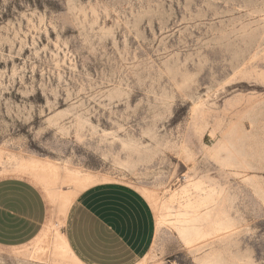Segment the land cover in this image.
I'll use <instances>...</instances> for the list:
<instances>
[{
  "label": "rangeland",
  "instance_id": "1",
  "mask_svg": "<svg viewBox=\"0 0 264 264\" xmlns=\"http://www.w3.org/2000/svg\"><path fill=\"white\" fill-rule=\"evenodd\" d=\"M9 176L48 217L0 264H86L70 214L114 190L144 213L122 264H264V0H0Z\"/></svg>",
  "mask_w": 264,
  "mask_h": 264
},
{
  "label": "crops",
  "instance_id": "2",
  "mask_svg": "<svg viewBox=\"0 0 264 264\" xmlns=\"http://www.w3.org/2000/svg\"><path fill=\"white\" fill-rule=\"evenodd\" d=\"M42 192L22 177L0 178V248L23 246L47 221ZM142 207L119 190L92 191L73 208L68 238L90 264H122L133 257L130 243L145 229Z\"/></svg>",
  "mask_w": 264,
  "mask_h": 264
},
{
  "label": "bare ground",
  "instance_id": "3",
  "mask_svg": "<svg viewBox=\"0 0 264 264\" xmlns=\"http://www.w3.org/2000/svg\"><path fill=\"white\" fill-rule=\"evenodd\" d=\"M20 165H22V167H24L25 168V166L23 165V164H20ZM30 166L31 167H34L35 168V166H36V163H30ZM163 218H165L166 219V216L165 217H163ZM167 221V220H166ZM186 222V221H185ZM178 227V226H177ZM179 229V231H180V233H181V235L184 237H186V236H188V237H190L191 238V233L192 232H194L195 233V236H198L200 233H199V231L195 228L194 229V231H192L191 230V228L186 224V225H181V227L180 228H178ZM184 237V238H185ZM192 240V239H191ZM190 240V241H191ZM189 241V242H190ZM195 241V240H194ZM193 241V242H194ZM68 242H69V244H70V246H71V243H70V240H68ZM187 242V241H186ZM71 249H72V251L75 253V255L77 256V257H79L81 260H83L76 252H75V250L73 249V247L71 246ZM84 261V260H83ZM86 264H89L88 262H86V261H84ZM204 264H206V263H204ZM209 264H212L211 262H209Z\"/></svg>",
  "mask_w": 264,
  "mask_h": 264
}]
</instances>
